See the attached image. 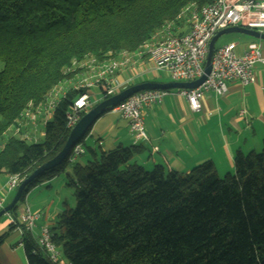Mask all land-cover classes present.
Returning a JSON list of instances; mask_svg holds the SVG:
<instances>
[{"label": "trees", "instance_id": "obj_1", "mask_svg": "<svg viewBox=\"0 0 264 264\" xmlns=\"http://www.w3.org/2000/svg\"><path fill=\"white\" fill-rule=\"evenodd\" d=\"M214 1L0 0V175L23 179L62 149L77 91L57 103L41 142L6 133L28 102H41L63 79L72 59L134 52L187 4ZM91 127L76 144L85 147ZM137 153L121 145L89 150L85 164L65 160L23 190L19 201L71 167L66 185L76 206L50 228L66 264H264V139L257 153L237 151L233 172L222 177L209 160L184 174L145 170L133 161ZM11 229L0 234V246ZM22 247L27 264H52L26 231Z\"/></svg>", "mask_w": 264, "mask_h": 264}, {"label": "built area", "instance_id": "obj_2", "mask_svg": "<svg viewBox=\"0 0 264 264\" xmlns=\"http://www.w3.org/2000/svg\"><path fill=\"white\" fill-rule=\"evenodd\" d=\"M184 24L187 30L182 32L180 28ZM228 27L264 33V0H215L200 8L189 3L176 18L165 22L134 52L120 51L102 60L90 55L81 60L72 59L62 69L63 79L50 88L44 99L37 106L32 103L25 106L19 118L8 128L12 132L9 135L35 141L32 133L37 131L38 122L41 121L43 129L51 120L57 103L70 91H77L78 94L68 103L65 115L68 129L93 105L120 92L122 88L139 83V79L149 73H165L172 82L193 81L203 73L211 38ZM257 64H264V57L255 42L246 44L242 53H238L233 44L215 46L210 72L197 88L140 91L111 111L127 121L133 143L146 141L145 108L159 105L165 96L176 93L186 100L192 112H199L206 93L221 97L227 92L230 83L237 82L242 86L253 83ZM118 74L122 76V81L117 79ZM26 126L31 127L29 132H26ZM84 152L82 143L75 144L66 158L68 165L75 163ZM21 180L18 175L7 177L0 187V210L6 206L8 195L16 190ZM5 215L11 230L19 232L21 236L23 231L30 233L52 264H66L58 246L52 241L50 228L46 224L37 228L41 213L25 205L19 218L9 213Z\"/></svg>", "mask_w": 264, "mask_h": 264}, {"label": "crops", "instance_id": "obj_3", "mask_svg": "<svg viewBox=\"0 0 264 264\" xmlns=\"http://www.w3.org/2000/svg\"><path fill=\"white\" fill-rule=\"evenodd\" d=\"M180 29L184 32L187 26L184 24ZM250 42L259 46L264 57V41L249 36H235L220 45L233 44L236 51L242 53ZM151 75L149 73L142 76L139 82L148 81ZM254 76L255 81L248 86L237 82L228 84L227 92L221 97L206 93L199 112H192L186 100L176 93L165 96L159 105L145 108L144 127L148 138L146 141L133 143L127 121L120 118L116 112L107 111L116 117L112 118L105 112L93 123L83 140L85 152L76 162L85 164L90 158L89 150L94 153L107 152L121 145L137 148L138 153L133 161L145 170L160 165L165 172L176 171L184 174L209 160L219 177L232 173L234 154L237 151L243 154L258 152L264 139V64L255 66ZM117 79L122 81V76L118 74ZM241 111L244 113L241 114ZM70 172L71 167L67 166L63 172L29 191L34 193L41 187L49 189L36 193L43 196L56 185L63 190L66 187L67 174ZM7 177L5 174L0 175V183H4ZM13 193L8 195L7 201ZM31 193L28 192L19 207L16 206V218L22 214L25 205L29 207L27 200ZM55 195H58L57 200L60 203L61 196L58 193ZM61 204L65 205L64 202ZM32 211L43 214L39 224H46L49 228L55 226L59 214L50 215L49 211H42L37 207ZM3 216L5 217L1 220ZM3 216L0 217V234L6 232L9 227V219L6 215ZM21 241L19 232L11 230L7 233L0 246V264H27Z\"/></svg>", "mask_w": 264, "mask_h": 264}, {"label": "water", "instance_id": "obj_4", "mask_svg": "<svg viewBox=\"0 0 264 264\" xmlns=\"http://www.w3.org/2000/svg\"><path fill=\"white\" fill-rule=\"evenodd\" d=\"M231 33H238L243 34L245 36H249L256 40L264 41V33H260L253 30H248L241 27H228L218 31L210 40L208 44V50L206 55V61L203 68L202 75L189 82H140L134 85H131L120 92L108 97L94 107L89 109L86 113H84L77 123L70 129L68 137L66 139L65 144L63 145L62 149L50 160L42 163L40 166L35 168L27 177L23 178L20 184L17 186L14 194L10 200V202L0 210V217L9 213L19 202L20 196L25 189V187L36 177L41 175L42 173L54 169L59 166L63 161L66 160L67 156L69 155L70 150L72 147L86 134L88 129L93 125V123L99 118V116L107 111H110L112 108L132 96L133 94L146 91V90H172V89H195L200 86L206 79V76L210 72L211 68V61L213 58L215 44L217 40L226 34Z\"/></svg>", "mask_w": 264, "mask_h": 264}, {"label": "rangeland", "instance_id": "obj_5", "mask_svg": "<svg viewBox=\"0 0 264 264\" xmlns=\"http://www.w3.org/2000/svg\"><path fill=\"white\" fill-rule=\"evenodd\" d=\"M235 36H243V34H238V33H231V34H226V35H223L221 36L215 46H218L220 45L222 42H225V41H228L230 40L231 38H234ZM71 76L68 77V79H70ZM149 82L150 81H153V82H160V83H166V82H172L171 79L165 74V73H162V72H156L155 74H152L150 76V79L148 80ZM144 82V81H142ZM147 82V81H145ZM140 83V82H139ZM121 91V90H120ZM44 99V98H43ZM28 103H32V102H28ZM27 103V104H28ZM40 103V102H39ZM39 103L37 104H34L32 103L33 106H37ZM99 103V102H98ZM96 103V104H98ZM26 104V105H27ZM95 104V105H96ZM95 105H93L92 107H94ZM91 109V108H90ZM106 114H109L110 117L112 118H115L116 115H112L110 114V112H106ZM23 121L21 120V123ZM12 126V125H11ZM24 126V125H23ZM24 128V127H22ZM31 129L30 126H26V132H29ZM37 131L33 132L32 133V136H33V139L35 141L33 142H41L42 139H43V129H42V126H41V121L38 122V125H37ZM25 132V130H24ZM12 132L10 130H7V137H10L9 134H11ZM14 138H19L18 135L17 136H14ZM26 143H31L32 141H27V140H24ZM0 144H3L2 141H0ZM259 152V151H258ZM257 153V152H256ZM2 183V182H1ZM0 183V184H1ZM5 183V182H4ZM2 183L0 185V187L4 184ZM44 190H49L45 187H41L39 189H37L34 193H31V191H29V194L31 193L32 195L29 197V199L27 200V204L29 205L30 209H34V207H37L39 209H41L42 211H49L50 215H56V214H60L62 211L64 210H73L76 206V200H75V195H74V189L73 187L71 186H68L66 185V187L61 190L58 188V185H56L53 189L50 190V192L48 194H45L43 196H38L36 193L37 192H44ZM48 192V191H47ZM56 193H58L60 196H61V202L59 203V201L57 200L58 199V195H55ZM36 194V195H35ZM34 196V197H33ZM12 197V196H11ZM39 197V199L37 198ZM38 199V200H37ZM22 201H19L17 203L16 206L19 207V205L21 204ZM62 202L65 203L64 206H62ZM42 214V213H41ZM43 215V214H42ZM5 216H3L1 218V220H3ZM57 219V217H56ZM42 224H39V222L37 223V228L39 226H41ZM35 231H37V229H35Z\"/></svg>", "mask_w": 264, "mask_h": 264}]
</instances>
